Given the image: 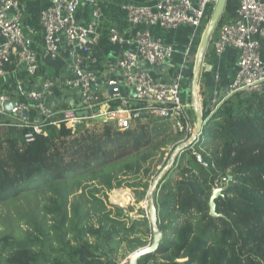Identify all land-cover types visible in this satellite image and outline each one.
Here are the masks:
<instances>
[{
  "label": "trees",
  "instance_id": "1",
  "mask_svg": "<svg viewBox=\"0 0 264 264\" xmlns=\"http://www.w3.org/2000/svg\"><path fill=\"white\" fill-rule=\"evenodd\" d=\"M200 89L203 95V83ZM67 106L62 99L57 109ZM202 118L198 141L175 157L153 191L162 238L138 264H264V87L236 91L202 109ZM0 123V264H112L151 243L150 222L105 196L128 188L134 202L146 198L189 138L169 119L143 115L123 130L112 121H90L79 132L47 125L31 141L13 118L0 114ZM217 187L213 216L209 198Z\"/></svg>",
  "mask_w": 264,
  "mask_h": 264
},
{
  "label": "built area",
  "instance_id": "2",
  "mask_svg": "<svg viewBox=\"0 0 264 264\" xmlns=\"http://www.w3.org/2000/svg\"><path fill=\"white\" fill-rule=\"evenodd\" d=\"M84 1L96 6L94 19L87 26L79 25L74 18L81 0H52L40 11L43 45L38 49L30 30L22 22L19 0H0V79L23 69L36 84L24 100L13 98L24 93L23 85L18 81L10 86L8 93H1L0 114L13 118V126L27 129L24 133L27 141L33 140L35 134L45 135L47 125L63 124L79 132L90 121H112L123 130L132 119L148 114L169 119L175 132L190 138L194 134L191 106L181 100L180 91L183 73L194 59L193 45L191 40L185 45L182 61L172 80L164 82L153 72L166 67L174 49L156 38L154 31L184 26L195 31L202 25L208 7L218 0H146L145 5H126L129 29L120 31L110 27L107 30L109 42L119 45L116 63L109 70L120 72L119 77L106 81L108 93L98 91L95 87L97 74L94 68L88 67V64H96L92 51L99 39V8L94 0ZM236 15L232 22L216 23V36L212 41L216 56L230 46L238 49L237 71L226 89V97L236 91L259 92L264 87V60L261 57L264 0H238ZM61 47L72 58L73 76L55 85L48 78H39L38 73L42 61L55 59ZM56 88L62 97L73 101L64 109H55L48 103ZM7 101L17 102L9 113L2 106ZM111 102L118 104L112 107ZM78 103L80 107L76 106ZM22 111L27 115L22 116ZM30 111L36 114L32 120L28 119ZM3 125L6 124L0 123ZM197 161L202 162L199 157ZM128 259L126 256L112 264H128Z\"/></svg>",
  "mask_w": 264,
  "mask_h": 264
},
{
  "label": "crops",
  "instance_id": "3",
  "mask_svg": "<svg viewBox=\"0 0 264 264\" xmlns=\"http://www.w3.org/2000/svg\"><path fill=\"white\" fill-rule=\"evenodd\" d=\"M51 1L52 0H19L22 11V22L30 30V33L34 39L35 47L38 49H40L43 45V30L39 23V14L41 10L45 9L51 4ZM155 1L158 0H154V2ZM94 2L99 8V25L97 29L99 39L92 51V55L96 59V64H88V67L92 69L94 68L97 74V82L95 87L98 88V91L101 93L106 91L108 93L109 91L107 87H105L106 81L108 79L119 77L120 72L117 69L115 71L109 70V67L115 65L116 63L119 45L109 42L107 30L110 27H115L120 31L128 30L129 27L127 13L124 7L128 4L145 5L147 2L146 0H94ZM237 5L238 0H225L221 13L223 22H232L236 19ZM215 7L216 3L208 7L205 18H207L208 14L213 9L215 10ZM95 8L96 6L93 4L81 0V3L74 12L75 21L79 25L87 26L94 19ZM202 26L203 23L197 29H200ZM184 27L189 28V26ZM188 28L154 31L156 38H159L164 45H171L174 49L171 60L168 62L166 67L160 72H153L156 77H159L164 82L172 80L173 73H175L180 62L182 61L185 45H187L190 40L191 44L194 45L195 41L197 40V30L194 31L192 28V34L190 33V35H188V31L190 29ZM128 35L130 34L128 33ZM215 36L216 32L213 30L200 72V74L204 72V76L202 78L199 76L198 79L199 86L197 88V95L201 113L202 109H204V111L207 109H213L219 105L223 99L226 98V89L232 83L237 71L236 61L238 57V49L230 46L227 47L223 54L216 56L214 54L212 45V41ZM261 46V57L264 60V40L261 41ZM193 49L194 48L192 46L191 53L195 59L196 51L194 52ZM63 50L64 48L61 47L60 52L55 59H44L42 61V66L38 73L39 78H48L52 80L55 85H57V83H62L65 79L72 78L73 74L70 69L72 58L68 56V54H66V52ZM189 65L186 67V70L189 68ZM186 70L183 73L184 78L181 82L180 96L182 101L190 104L191 115L195 126L196 117L193 95L191 93V84L187 83ZM16 81L22 83L24 93L20 96H13V98L15 101L24 100L27 92L34 89L36 84L34 80L27 77V74L23 69H20L14 75L8 74L0 79V94L8 93L10 86L14 85ZM200 83H203V91H205L203 92V95L200 89ZM54 90L53 97L48 101L52 107L55 109L60 107L62 99H66V102L68 104L70 103L69 98L62 97L61 92H59L57 88Z\"/></svg>",
  "mask_w": 264,
  "mask_h": 264
},
{
  "label": "water",
  "instance_id": "4",
  "mask_svg": "<svg viewBox=\"0 0 264 264\" xmlns=\"http://www.w3.org/2000/svg\"><path fill=\"white\" fill-rule=\"evenodd\" d=\"M224 3L225 0H218L216 2V7L215 10L213 12V15L209 21V23L207 24L201 39L199 41V45L197 48V52H196V58H195V62H194V68H193V72H192V77H191V93L193 95V102H194V110H195V117H196V123L194 126V134L186 141H184L183 143L177 145L175 147V149L173 150L170 158L168 159V161L166 162V164L161 168V170L159 171V173L157 174V176L155 177V179L152 181V184L150 186V188L148 189L147 195L150 196L149 201L147 203V220L150 222L151 225V229H152V241L151 243L137 248L136 250H134L130 255H129V259H128V264H138V259L141 256L150 254L152 252H154L159 243L160 240L162 238V232L158 227V209L156 206V203L152 197L153 191L155 190L158 182L160 181V179L163 177V175L166 173V171L171 167V165L174 162L175 157L181 153L182 151H184L187 147L192 146L196 141H198V139L200 138V136L202 135V126L205 124V122L207 121L204 120L202 118V113L200 110V104H199V100H198V95H197V81L199 79L200 76V72L202 69V65H203V59L206 53V49L208 46V43L210 41V36L214 30V27L216 25V23L218 22V19L221 16L223 7H224ZM70 103H72V100H69ZM17 102L15 101H7L4 102L2 104V106L5 108V111L7 113L10 112V110L12 109V107L16 104ZM77 107H80V103L76 104ZM80 114H83V112H79ZM22 116H26L27 113L26 111H22L21 113ZM38 118L41 119V115H38ZM228 179H230V176H228ZM221 188L217 187L214 188L210 198H209V214L213 215V216H217L218 214L215 211L216 205H215V199L221 195Z\"/></svg>",
  "mask_w": 264,
  "mask_h": 264
},
{
  "label": "rangeland",
  "instance_id": "5",
  "mask_svg": "<svg viewBox=\"0 0 264 264\" xmlns=\"http://www.w3.org/2000/svg\"><path fill=\"white\" fill-rule=\"evenodd\" d=\"M213 12H214V9L208 14L207 18L204 19L203 26L200 29H196L197 31L195 30L196 31V34H197V40L195 41V44L193 45V48H194L193 51L194 52L195 51L197 52V48H198V45H199V41L201 39V36H202V34H203V32H204L207 24L209 23L212 15H213ZM180 28L183 29V28H188V27H180ZM189 28H188L189 29V31H188L189 34L188 35H190V33L192 34V28L191 27H189ZM195 58H196V56H195ZM194 62H195V59H193L192 62L190 63V65H189V69H190V71H189L190 72V84H191V77H192V72H193V68H194ZM198 81H197V88L199 86V84H198L199 82ZM122 189H125L126 194H128L129 197H130L129 198V201L127 203H125L123 205H118V204H116V203H114V202L111 201V196H112L111 194H113L112 191H114L116 189L111 190V191H106V196H105L106 201L108 203L112 204V205H117V206L123 208L127 212V214L130 215L131 217H134V218L145 217V218H147V203L149 201L150 196L147 195L146 198L143 201H141L139 203H136V202H134V194H133V192L130 189H128V188H122ZM21 203H23V201H21ZM5 209H8L9 211H13L14 210L13 208L12 209H9L8 206H6ZM5 212H7V211L5 210L4 213ZM6 220L9 221V223H7V224H9V226H13L14 225V222L11 223V221H13L12 220V217L11 218H8ZM129 255H127L128 258H129Z\"/></svg>",
  "mask_w": 264,
  "mask_h": 264
},
{
  "label": "bare ground",
  "instance_id": "6",
  "mask_svg": "<svg viewBox=\"0 0 264 264\" xmlns=\"http://www.w3.org/2000/svg\"><path fill=\"white\" fill-rule=\"evenodd\" d=\"M113 194H111V201L118 204L123 205L129 201V195L126 194L125 189L119 188L114 191H112ZM110 200V199H109ZM124 207V206H123Z\"/></svg>",
  "mask_w": 264,
  "mask_h": 264
}]
</instances>
